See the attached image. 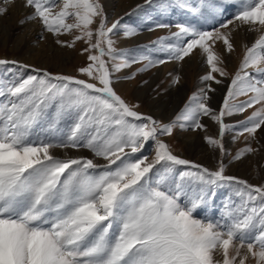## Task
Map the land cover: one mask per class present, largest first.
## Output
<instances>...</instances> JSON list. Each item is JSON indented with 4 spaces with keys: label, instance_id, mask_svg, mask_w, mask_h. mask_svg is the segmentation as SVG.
<instances>
[{
    "label": "snow or ice",
    "instance_id": "snow-or-ice-1",
    "mask_svg": "<svg viewBox=\"0 0 264 264\" xmlns=\"http://www.w3.org/2000/svg\"><path fill=\"white\" fill-rule=\"evenodd\" d=\"M153 4L144 0L125 15ZM15 5L0 0V18ZM227 5H235L232 18L218 19ZM155 6L161 15L179 8L214 24L206 30L176 23L168 36L123 49L113 37L121 31L132 37L138 29L122 24L123 17L109 23L101 0H21L19 27L38 24V39L50 35L63 49L83 45L87 63L71 75L0 58V66L15 69L0 82V264H264V183L226 174L228 164L264 149L258 139L264 133V0H200L199 6L159 0ZM239 30L256 38L243 45L230 72L227 58ZM194 57L204 68L200 85L167 122L138 111L139 104L116 90L115 74L123 69L141 65L123 77L131 81ZM169 75L170 86L182 84L181 75ZM216 86L225 90L218 109L212 106ZM234 115L244 118L225 122ZM204 118L218 126L217 136L207 134ZM178 129L205 133L221 155L215 169L174 154L168 140ZM232 130L244 146L225 163L223 137ZM150 142L154 155L137 156ZM81 148L92 158L56 155ZM225 186L239 203L226 204L220 217L198 218Z\"/></svg>",
    "mask_w": 264,
    "mask_h": 264
},
{
    "label": "rangeland",
    "instance_id": "rangeland-1",
    "mask_svg": "<svg viewBox=\"0 0 264 264\" xmlns=\"http://www.w3.org/2000/svg\"><path fill=\"white\" fill-rule=\"evenodd\" d=\"M158 2L159 0H154L153 6L145 5L138 15H130V16L125 15V13L131 12V10L135 8L134 6L132 9L128 10L127 12H124V14H121V16H119V17H123L122 24H127L131 27H136L138 29V34H142V35H140V37H137L136 42L133 43L132 45L119 46L120 45L119 40L124 39L123 31L119 32L116 36L113 37L117 41L118 48L134 49L137 48L138 46L148 45L150 44L151 41H155L158 37L168 36L170 35L171 32L177 31V29L174 26L176 23H191L197 26L203 25V27L206 30H210L211 27H213L212 26L214 24L213 21L209 20L208 23H204L203 21L194 17L191 13H188L187 11L181 10L179 8H173L167 14L161 15L159 14L155 6V4ZM188 2L190 4H193L194 6H199L200 0H188ZM101 3L104 5L109 23L112 22L113 15L111 16L109 11L107 10L105 0H101ZM139 4L143 5L144 1H142ZM226 8H227L226 14L224 16L218 17V19L232 18V13L235 11V5H227ZM17 21L18 19L14 20L11 24L17 26L18 25ZM157 22L169 24L172 25V27L157 28L155 27ZM37 26L39 25L37 24ZM149 28H152L153 31H149ZM9 29L11 30L12 28ZM23 29L25 28L20 27L18 29V33H20V35H22L24 38L21 47L23 48L24 45H28L30 43L28 47L30 49L31 47L34 48L35 52L33 54L24 55L25 52L23 51L24 53H21V55L13 57L10 50L14 47V43L18 39V37L10 34L11 37L9 38L8 43L6 44L5 49L1 48L3 44V39L0 38V58L8 59V60H18L25 64L33 65L35 67L47 68L49 71L53 73L79 75L76 70L87 63L86 55L80 54V48H82L83 45L78 43L77 49L72 50V49H63L54 44L55 49L60 50L59 55H56L57 53L51 51L52 48L49 47V45L45 44V39L42 40L38 39L39 35H36L35 33L34 34L31 33L30 36L28 37L26 36L27 33L25 34ZM27 32L29 34L30 31ZM62 39H69V37L64 36L62 37ZM51 41H52L51 44L52 46L54 41L53 40ZM233 41L236 46V51L233 55L227 58V66L230 72H234L236 70V68L239 65L240 59L242 58L243 55V52H241L242 48L238 46L235 40ZM251 43L252 42H248V45H250ZM46 49H48L49 53L45 55V57H43L41 53L46 51ZM31 55H34V57H31ZM59 56H61L62 58H58V60H56L55 58ZM31 60H34L35 62ZM140 66L141 65L139 64L133 65L132 68L123 69L121 70V72L115 74L117 77H120V79L117 80V85L119 82L123 83L124 86L123 89H126V85L128 86L127 91L123 90L124 91L123 92L122 88L119 89L118 86L115 85L116 90L129 102L133 104H139L140 107L138 111L148 115H152L154 118L158 120H162L164 122L170 120L174 116V114L183 106V103L185 102L187 96L190 95L192 91L197 89V87L200 85L199 76L203 73L202 70H204L203 66L199 61V57H195L189 60L186 65L183 64L181 66L176 62H168L157 68L150 69L147 72L138 73L134 80L129 81L123 79V77L131 74ZM9 69H12V71H10ZM14 71L15 69L12 65L0 66V82H6L9 79H11ZM169 73L173 75L179 74L182 77V83L184 84L183 86L184 92L183 93L181 92L182 97L180 99L178 98L179 100L176 98L177 96L176 89L180 86H170L171 76L169 75ZM25 74L27 75L29 73H25ZM145 80L148 81L147 84L143 83ZM138 89L139 90L146 89L148 94L154 97L153 100L155 102L153 108L148 105V102H145L146 101L145 96H144L145 99H140L137 96ZM173 91L174 92L176 91L175 97H173L174 96ZM224 91L222 93V97L224 95ZM222 97L217 104L216 107L217 109L219 108L222 102ZM174 99L175 100L177 99L178 104L175 105L173 110H171L172 101H174ZM167 104L168 107H170L171 109L168 113H166L167 115L165 117L167 118L169 115L170 118L168 120H166L165 118H158L156 116L157 113H161L164 107L167 106ZM162 113L164 114V112ZM243 118H244L243 115H234L233 117L226 118L225 122L228 123L229 125H235L237 121L242 120ZM202 122L208 125L207 134L212 135L214 137L217 136L218 126L214 122L208 120L207 118H204ZM236 131L237 130L226 131L223 137L224 147L227 153H229V155L224 158L225 163H228V161L231 160L232 156L235 155L236 151L244 146L243 138H239L235 140L233 139V137L236 134ZM204 135L205 133L201 131H181L178 129L176 130L174 137L169 139L168 142L172 145L174 149V154L179 155L182 158L194 161L195 163L202 164L206 167H209L210 169H215L218 165L219 160L221 159V155L218 150H214L213 148L208 146L206 142L204 144L202 139H200V136L204 137ZM186 138H193L191 148H189L187 146V143H185ZM258 139L260 140V144H264V133L259 134ZM260 144H254L253 146L259 148ZM153 147L154 145L150 142L148 145H146L145 149L142 150V153H138L136 155L137 156L147 155L149 156V158H151L152 155H154ZM71 150H75V149H71ZM75 151H77L78 154L74 156H85L92 158V154L87 149L81 148ZM209 153L215 155L213 160V164H215L214 166H211L212 164L210 165L207 163V155ZM58 156L60 155L58 154ZM98 162L104 163V161L102 160ZM245 165L250 168L249 170H253L255 172L253 177L249 176L251 175L249 173L244 174V171H246ZM180 170H185V169L183 168V166H181ZM226 174L236 176L241 179H245L254 185H259L261 183H264V149H261L260 152L254 155H249L246 158H243L241 161H233L232 163L228 164V167L226 169ZM230 197L231 199H229ZM232 201H235L238 204L239 198L236 197L234 194H232L231 189L229 187L227 186L222 187L218 189V194L215 197V199L212 201L211 206L203 207L202 209L198 210V218H203L205 215L212 217H220L222 211L225 208V205L230 204Z\"/></svg>",
    "mask_w": 264,
    "mask_h": 264
},
{
    "label": "bare ground",
    "instance_id": "bare-ground-1",
    "mask_svg": "<svg viewBox=\"0 0 264 264\" xmlns=\"http://www.w3.org/2000/svg\"><path fill=\"white\" fill-rule=\"evenodd\" d=\"M142 1H144V0H117V1L116 0H105V4L107 6V10L109 11L110 15L111 16L113 15V19L112 20H115L116 18L121 16V14H124V12H127L128 10L132 9L134 6H136L137 4L141 3ZM20 4H21V0H16V5L11 9L9 14L4 16V17H2V18H0V38L3 39V44H2L1 48L5 49L6 44L8 43V40L11 37L10 34L18 37V39L14 43V47L10 50L11 54L13 55V57L19 56V55H21V53H24V52H25L24 55L33 54L35 52L34 48L31 47V49H30L28 47L30 43L28 45H24L23 48L21 47V44H22V41H23L24 38H23L22 35H20V33H18V29L20 27L18 25L15 26L14 24H11L14 20L20 19L21 16L23 15L24 10L20 7ZM9 28H12V29L10 30ZM13 28H14V30H13ZM24 28L25 29H23V31H24L25 34L27 33L26 36H28V37L30 36L31 33H33V34L35 33L36 35H39V33H40V27L37 26V24H34V23H30V24L26 25ZM32 30H33V32H32ZM27 31H30L29 34H28ZM140 35H142V34H137L135 36L127 37V38L124 37L123 40H119L120 45L119 44L118 45L119 46L132 45L133 43L136 42L137 37H140ZM46 36H47V38L45 39V44L49 45V47L52 48L51 51H53L54 53H57L56 55H59V51L60 50L59 49H55L54 43L51 46V44H52L51 40H53V38L50 35H46ZM255 38H256V34L255 33L245 32L243 30H239V31L234 33V40L236 41L238 46L240 48H242L241 52H243V45L244 44H248V42H253ZM48 53H49L48 49H46V51L42 52L41 55L43 57H45V55H47ZM31 57H34V55H31ZM43 57H42V59H43ZM58 58H62V57L59 56V57H56L55 59L58 60ZM31 61L35 62L34 60H31ZM184 64L186 65L187 63H184ZM203 71L204 70H202V72ZM116 85H117V82H116ZM117 86H118L119 89L122 88V91L123 90L127 91V89H128L127 85H126V89H123L124 86H123V83H121V82H119ZM179 86L180 87H178L176 89L177 93H176V91L175 92L173 91V93H174L173 97H175V93H176V95H177L176 98L177 99L178 98L180 99L182 97L181 92L182 93L184 92V88H183L184 84L182 83ZM216 87H217V92L212 94V103H213V107H215V108L217 107V104L220 101V99L222 97V93L224 91L223 87H221V86H216ZM137 96L140 99H145L146 98L145 102H148V105L153 108V105H154V102H155L153 100L154 97L150 96L146 89H140V90L138 89L137 90ZM144 96H145V98H144ZM177 99L176 100L174 99V101H172V106H171L172 109L170 107H168V104H167V106H165L164 109L162 110V112H164V114L161 112V113H157V115L156 114L155 115L158 118H165L166 120H168L170 118V116L168 115V117L166 118L165 117L167 115L166 113H168L170 111V109L173 110L175 105L178 104L177 103ZM153 112H154V110H153ZM200 139H202V141L205 144V141H204L202 136H200ZM192 142H193V138H186V140H185V143H187V146L189 148L192 147ZM65 153H67L68 155H71V156H74V155L78 154L77 151L71 150V149H68V150H56V154L57 155L59 154L60 156L61 155L63 156ZM214 156L215 155L212 154V153H209L207 155V163L210 164V165L212 164L211 166L215 165V164H213ZM245 167H246V169H245L246 171H244V174H248L249 173V174H251L249 176L253 177L255 172L253 170H249L250 168L248 166L245 165Z\"/></svg>",
    "mask_w": 264,
    "mask_h": 264
}]
</instances>
